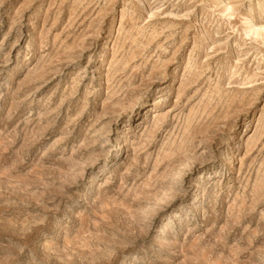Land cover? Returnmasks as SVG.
Listing matches in <instances>:
<instances>
[{
  "label": "rangeland",
  "instance_id": "1",
  "mask_svg": "<svg viewBox=\"0 0 264 264\" xmlns=\"http://www.w3.org/2000/svg\"><path fill=\"white\" fill-rule=\"evenodd\" d=\"M0 264H264V0H0Z\"/></svg>",
  "mask_w": 264,
  "mask_h": 264
}]
</instances>
